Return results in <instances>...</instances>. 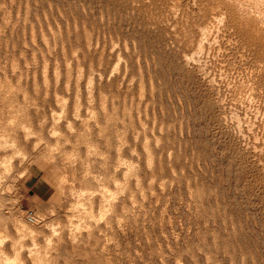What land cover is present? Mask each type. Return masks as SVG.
Here are the masks:
<instances>
[{"label":"rangeland","instance_id":"obj_1","mask_svg":"<svg viewBox=\"0 0 264 264\" xmlns=\"http://www.w3.org/2000/svg\"><path fill=\"white\" fill-rule=\"evenodd\" d=\"M199 1L0 0L1 264H264V132L221 149L246 42L199 53Z\"/></svg>","mask_w":264,"mask_h":264},{"label":"bare ground","instance_id":"obj_2","mask_svg":"<svg viewBox=\"0 0 264 264\" xmlns=\"http://www.w3.org/2000/svg\"><path fill=\"white\" fill-rule=\"evenodd\" d=\"M201 2H203V1H201ZM195 3H197V2L195 1ZM211 5H212V7L210 8ZM199 6H203V8H204V6H207L208 8H210V10H212V12L210 11L208 14L206 13L207 15L203 16L202 18L200 17V19L198 20V25L196 26L197 29H196V31L194 30V36H195V38L198 39V52L199 53L200 52L203 53V51L204 52L205 51L210 52L211 50H213L212 42L214 40H218L221 36H224L225 34H229V31L231 29L233 30L235 28H236L235 30L237 31L239 38H243V40L246 42L244 44L245 46L243 48V50L245 49L244 50L245 52H243L244 54L242 53L243 54L242 56L239 55V56L243 57V60H242L243 63L242 64L239 63L240 66H239L238 71H237V78L235 79V83H233L234 84V94H232V95L235 98L233 112L236 113V115H235L236 119L235 120L233 119L234 121L231 120V121H233V123L227 122L228 120L224 121V122L222 121L223 123L221 124V126L223 129L224 142H222V144H221V149L227 150V142H228L229 143L228 148L230 149V146H231V148H232L231 151H233V153H235V154L236 153L239 154V156H240V154H243V155H245V154L248 155V154H252V153L254 154V152L256 150H258V147L260 146V143L257 142L258 136L256 137L257 140L254 137L255 135L258 134V133L254 134V132H256L255 129L256 128H262L263 131L261 130V135L264 132V125H262L260 122L261 118L258 121L257 116H255V114H254L255 112H253L256 109V108L255 109L253 108V105L255 104L254 102L256 101V99L259 96V94H258L260 92L259 88H262V86H264V0H211V1H209V4L203 3V5L202 4L200 5V1H199ZM201 13H202V11H201ZM198 16H200V15L198 14ZM231 34H233V33H231ZM236 36H237V34H236ZM214 43H216V41H214ZM213 46H214V44H213ZM238 59H240V58H238ZM183 62H184V65L188 64V61H183ZM186 62H187V64H185ZM234 64H235V62H234ZM237 67H238V65H237ZM212 81L213 80L211 79L210 82H212ZM262 91H264V89ZM260 94H262V93H260ZM261 97L262 96H260V98ZM217 105H218V102H217ZM258 108L259 107H257V109ZM255 111H257V110H255ZM258 117H260L259 114H258ZM9 118H10L9 119V121H10L11 116ZM13 124H14L13 122H12V124L11 123L8 124L10 126V129L8 131L4 130L3 132H0V164L3 166L7 165V167H8V164L9 165L12 164L13 159H11V158L14 155V150H16L15 148L14 149L11 148V147H13L12 145L20 146L19 148H21V146H22L21 141H20L21 138L19 136H17V137H15L16 135L11 136V132H15L17 130V126H18V125L14 126ZM20 129L23 130L24 127L22 126V127H20ZM23 137H24V135H23ZM23 139L26 140V138H23ZM27 140H28V138H27ZM22 142H24V140ZM261 146H264V142ZM14 147H16V146H14ZM261 148H260V150L262 152ZM15 152L17 153L18 151H15ZM223 153H222V155H223ZM231 165H232V163H231ZM259 166L261 167V165H259ZM6 168H3V169L5 170ZM262 170H263V174H264V166H263ZM3 172L4 171H2V173ZM5 175H9V173H7ZM235 175H237V174H235ZM262 176H264V175H262ZM4 178H5V176H4ZM107 201H108V199H107ZM0 262H1V260H0ZM14 263H16V262H14ZM23 264H24V262H23Z\"/></svg>","mask_w":264,"mask_h":264}]
</instances>
